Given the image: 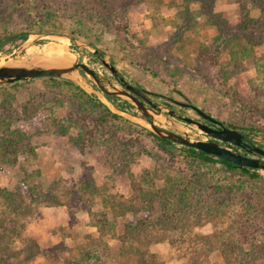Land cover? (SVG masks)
<instances>
[{"label": "rangeland", "instance_id": "rangeland-1", "mask_svg": "<svg viewBox=\"0 0 264 264\" xmlns=\"http://www.w3.org/2000/svg\"><path fill=\"white\" fill-rule=\"evenodd\" d=\"M248 6L251 17L260 16L258 8ZM243 20L238 0H0V61L56 64L42 48L59 43V37L42 34L68 35L75 39H67L68 50L75 56L73 63H86L113 85L124 88L102 62L104 57L128 82L151 93L150 99L163 107L162 114L154 113L156 124L170 130H175V124L192 140H212L197 125L168 112L173 109L179 115L202 120L194 109L176 101L192 103L224 124L239 127L257 145L264 146V43L254 40L258 32L254 28L239 30ZM42 23H47L44 30L39 28ZM13 32H28L29 36L7 40ZM245 33L252 41L249 51L244 55L230 52L226 41H236V37L244 40ZM66 79L93 101L65 84ZM105 85L114 90L107 82ZM104 93L84 72L57 77L55 82L43 76L0 84V130H10L15 139L25 134L12 154L15 162L1 165L0 187L21 189L27 201L31 200L29 185L45 190L57 183L68 191L61 196L65 205L32 204L26 228L20 238H14L13 245L20 248L23 238L34 239L25 251L28 254L37 245L28 264H55L50 259L58 264H81L68 261L71 255L75 259L79 256L74 243H85L87 234L97 235L92 213L104 209V195L98 196L93 206L78 196L82 183L91 179L98 186L108 184V193L132 205L122 216L109 212L110 217H123L117 227L120 237L127 222L157 219L155 227L145 230L144 243L133 242L145 252L147 264H264V236L257 238L264 232V193L247 181L240 191L221 188L214 195L211 189H204L210 193L201 194V199L218 203L222 215L203 216L199 222L181 217L176 222H159L166 180L192 171L186 169L189 165L182 145L167 147L155 138L151 125L126 95L114 97V109L106 104ZM94 101L128 122L110 116L101 123L90 122L101 115V107ZM90 130L94 137L91 143ZM78 137L86 143L83 152L74 141ZM212 167L207 168L208 173L222 183L221 173ZM258 171L264 176V169ZM73 190L78 193L71 194ZM36 219L40 220L36 223ZM149 233L165 238L147 246ZM56 234L65 236V242L55 244L58 249L48 260L45 252L55 246H48L49 237ZM109 243L116 247L119 242L110 238ZM102 259L91 264H104L106 252Z\"/></svg>", "mask_w": 264, "mask_h": 264}, {"label": "trees", "instance_id": "trees-1", "mask_svg": "<svg viewBox=\"0 0 264 264\" xmlns=\"http://www.w3.org/2000/svg\"><path fill=\"white\" fill-rule=\"evenodd\" d=\"M238 1L241 2L242 11L244 13V20L240 24L239 30L241 32H247V30H252L254 28L259 32L260 29L259 36L257 32V36L255 35L256 37L254 40H259L258 42H260V44L264 43V0ZM249 4L254 5V7L260 10V16L254 18L249 15L251 10L248 6ZM31 21L36 23L37 20L32 19ZM43 24L47 23H42L39 27L43 28L42 30L45 28ZM126 29H128L127 24L125 25V31ZM222 30L224 29L222 28ZM28 35L29 33L25 32L22 38L26 39L28 38ZM245 35L247 37H245L244 40H240L236 37V41H233V39L226 41V44L231 48L230 52L236 50L235 52L244 55L249 51L252 41L248 34L245 33ZM232 56H235V54H232ZM48 77L54 80V82L57 80V77ZM64 83L72 85L73 89H76L80 92V94L93 101L83 89L76 87L73 81L66 79L64 80ZM105 95L114 103V97H116L115 95ZM94 102L101 107V110L99 111L101 115L100 117L90 119V122L97 121V123H99L100 121L101 123V121L107 120L108 116L119 121L125 120L128 122V120L124 119L121 115L113 113L103 103L99 101ZM123 108L125 107L122 106V109ZM92 112H94V110ZM94 125L98 126L96 124ZM62 126L64 127V125ZM230 127L240 129L235 125H230ZM66 130L69 131L68 128H66ZM89 132L90 136H92L89 140L91 143L94 138L93 131L90 130ZM241 132L244 133L246 141L251 144H256L255 141L249 137L248 133L244 131ZM21 134L22 135H20L19 138L17 137V139H15V136H12L10 130L7 132L0 130V168L4 163L9 161L15 162L16 156H13L12 154L16 152V146L21 144L20 142L25 138V134ZM152 135L163 145L174 148L175 142L172 140L161 138L153 133ZM74 141L83 152L86 148V143L80 141L79 137ZM181 145L183 148L182 152L184 153V161L189 165L186 169H190V171H192L190 175L184 171L181 175L180 173H177L175 176H170L166 180V185L162 190V217H158L159 222L162 220V223L164 224V222L168 219L170 222H176L180 217L182 219L191 221L195 220V222H199L204 218L203 216L206 217L214 214L216 216L222 215L220 214V208H217L218 203L214 202L212 199L210 201H203V199H201V194L204 195L210 193H205L204 189H209V191L211 189V193L215 195L219 190H221V188H228L231 191H240L249 184L251 188L257 191L260 190L264 193V176L259 173V169L243 167L239 164L225 160L219 156L206 153L194 147L183 144ZM9 146L11 147L9 148ZM10 150L13 151L10 152ZM196 165L197 168L195 167ZM209 166H213L212 169L214 168L217 170V174H219V172L221 173L219 177H222V183L216 178V175H210L208 173L207 168ZM245 181L248 182L247 185H244ZM107 187L108 184L105 186L95 185L94 181L91 179L82 183L78 189L80 193L74 190L70 192L71 194L78 193L79 197L83 196L84 201L87 202L86 204L90 206L95 204L98 196L100 197L104 195V197H102V206L104 209L98 213H92L94 216L91 217L92 224L97 228V235H93L91 233L87 234L85 236V243L81 245L74 243L76 250L78 249L79 251V256L75 259L74 255H71L68 261L71 259L73 263L81 262V264H91L93 260L102 261L104 259H102V256L104 252H106L107 260L104 264H109V261L111 264H133L134 262H136V264H147L145 252L136 247L133 242L135 240H140L141 243H144V241H142V237L145 234V230L148 229L149 226L152 228L155 227L157 219L155 221L152 217H146L142 221L127 222L124 225L123 235L120 237L118 235L117 227L118 223H120L119 218L121 219L123 217H110L109 212L122 216V214L128 212L132 205L128 200L121 199L120 197L118 198L116 197V194L113 195L112 193H108V191H106ZM65 188L66 187L64 185L57 183L51 184L50 187L45 190H40L39 188H35L33 185H29L31 200L27 201L24 196V192L21 189L15 191L6 187H0V264H28L30 258L35 254V251H37L35 249L37 245L34 244L33 251L27 252L28 254H26L25 251L27 250V246H31V242L34 241V239L32 237L23 238L22 247L15 248L13 246L15 242L14 238L17 236L20 238L23 230H25L27 216L32 213V204L44 201L49 206L65 205V200L61 197L64 194H68V191ZM263 230L264 229H262V231ZM257 236V238L264 236V232H260ZM65 238V236L62 237L60 244L65 242ZM108 238L117 239L119 242L118 245L116 247L111 246ZM164 238L165 237L163 236L159 237L158 235L149 233L145 245L149 246V243L159 242L164 240ZM57 249V245L47 249L45 253L48 260L51 258V255H53L52 252ZM54 257L56 258V256ZM50 260L54 261L55 264H58L55 261L56 259Z\"/></svg>", "mask_w": 264, "mask_h": 264}, {"label": "water", "instance_id": "water-1", "mask_svg": "<svg viewBox=\"0 0 264 264\" xmlns=\"http://www.w3.org/2000/svg\"><path fill=\"white\" fill-rule=\"evenodd\" d=\"M24 33H15L9 35L6 39L10 41L19 37H23ZM42 35L46 37L50 35H57L59 38L63 37L75 40L73 37L58 33H47ZM101 60L112 70L114 75L122 81L124 88H118L117 86L113 85L107 78L102 77L98 71L83 62H72L68 65H46L44 63L3 64L0 65V84L14 83L20 80L33 79L43 76L63 77L66 74L73 72H84L90 75L91 78L98 84V86L105 92L103 98L106 100V104L110 108L115 109V104L110 101L105 94L115 96L126 95L128 98H130L129 100L135 103L138 109L141 111L142 119L146 120L151 125L152 129L159 137L172 140L175 143L194 147L206 153H210L225 160L239 164L243 167L250 169H264V160L262 159L264 157V146L249 143L245 140V135L240 130L224 124L222 120L207 113L195 104L183 103L180 101L177 102L184 106L191 107L204 119H208L212 124L218 125V127H214L189 116L179 115L173 109L168 110V112L171 115L180 116L181 119L190 124L197 125L204 132L215 138V140H192L187 134L179 132L178 126L175 124V130L166 129L162 127V125L156 124L157 116L154 115V113L157 115L162 114L163 107L149 99L148 92L146 90L128 82L123 76H121L115 65L106 61L104 57H102ZM105 82H107L109 85H112L114 90L108 89L105 85ZM146 102L150 105H146ZM118 109H116V111H118ZM121 113L124 114L125 112L122 111ZM129 117L133 118L135 116L129 114ZM225 144L241 147L245 149L246 153L239 151L237 148L228 147Z\"/></svg>", "mask_w": 264, "mask_h": 264}, {"label": "bare ground", "instance_id": "bare-ground-1", "mask_svg": "<svg viewBox=\"0 0 264 264\" xmlns=\"http://www.w3.org/2000/svg\"><path fill=\"white\" fill-rule=\"evenodd\" d=\"M58 42L59 43L51 42L48 45L44 46L42 48L43 52L45 54H50L56 60V64H53V65H68V64L72 63L75 59V56L73 54H71L68 50L67 38H63V37L59 38ZM60 43H62L64 45H62ZM32 46L28 47V49L31 48ZM16 61L17 60H8L7 61L5 58H3L0 61V65L14 64Z\"/></svg>", "mask_w": 264, "mask_h": 264}, {"label": "flooded vegetation", "instance_id": "flooded-vegetation-1", "mask_svg": "<svg viewBox=\"0 0 264 264\" xmlns=\"http://www.w3.org/2000/svg\"><path fill=\"white\" fill-rule=\"evenodd\" d=\"M117 79L121 82V84H122V81L117 77ZM141 89H144V88H142V87H140ZM144 90H146V89H144ZM147 91V90H146ZM148 92V97H149V99H150V96H151V93L149 92V91H147ZM152 100V99H151ZM176 102H178V101H176ZM181 102V101H180ZM183 103H187V102H183ZM179 104V103H178ZM146 105H150L149 103H147L146 102ZM179 106H183L184 108H188L189 106H184V105H182V104H179ZM178 118L179 119H181L180 118V116H178ZM199 121H201V122H204V123H207V124H209V125H212V126H214V127H218V125H215V124H212L208 119H204L203 117H202V120H199ZM212 140H215L214 138L212 139ZM231 146V145H230ZM238 149H241V151L243 152V153H246V151H245V149H243V148H241V147H238ZM249 155H252V154H249ZM263 160H264V157L262 158Z\"/></svg>", "mask_w": 264, "mask_h": 264}, {"label": "crops", "instance_id": "crops-1", "mask_svg": "<svg viewBox=\"0 0 264 264\" xmlns=\"http://www.w3.org/2000/svg\"><path fill=\"white\" fill-rule=\"evenodd\" d=\"M39 220H40V219H39ZM39 220L36 219L35 222L37 223V221H39ZM31 222H32V221L29 222L30 225H31ZM38 223H39V222H38ZM31 234L34 235V236L36 235L35 233H34V234L31 233ZM49 238L51 239L52 242L49 241L50 244H49L48 246L53 245V244L55 245L56 243H58V242L62 239V237H59L57 234H56V235H53V236L51 235ZM53 238H54V239H53ZM44 243H45V242H44ZM39 244H40V245L42 244L41 241H39ZM48 246H47V247H48Z\"/></svg>", "mask_w": 264, "mask_h": 264}]
</instances>
